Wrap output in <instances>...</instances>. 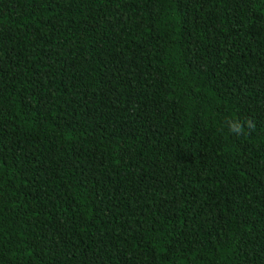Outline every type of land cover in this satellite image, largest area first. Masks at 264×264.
<instances>
[{
	"label": "trees",
	"instance_id": "1",
	"mask_svg": "<svg viewBox=\"0 0 264 264\" xmlns=\"http://www.w3.org/2000/svg\"><path fill=\"white\" fill-rule=\"evenodd\" d=\"M0 264H264V0H0Z\"/></svg>",
	"mask_w": 264,
	"mask_h": 264
},
{
	"label": "clouds",
	"instance_id": "2",
	"mask_svg": "<svg viewBox=\"0 0 264 264\" xmlns=\"http://www.w3.org/2000/svg\"><path fill=\"white\" fill-rule=\"evenodd\" d=\"M255 126V122L251 118H249L244 123H241L239 120L229 121V130L236 135L247 134L245 132V128L247 127L248 129H255Z\"/></svg>",
	"mask_w": 264,
	"mask_h": 264
}]
</instances>
